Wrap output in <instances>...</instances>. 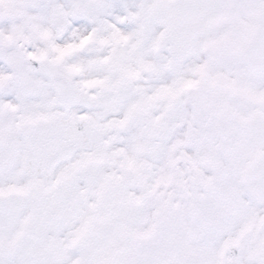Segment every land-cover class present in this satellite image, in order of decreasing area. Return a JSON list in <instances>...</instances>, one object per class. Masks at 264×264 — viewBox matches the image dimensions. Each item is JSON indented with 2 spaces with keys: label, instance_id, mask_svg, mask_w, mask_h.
I'll list each match as a JSON object with an SVG mask.
<instances>
[{
  "label": "snow or ice",
  "instance_id": "obj_1",
  "mask_svg": "<svg viewBox=\"0 0 264 264\" xmlns=\"http://www.w3.org/2000/svg\"><path fill=\"white\" fill-rule=\"evenodd\" d=\"M0 264H264V0H0Z\"/></svg>",
  "mask_w": 264,
  "mask_h": 264
}]
</instances>
